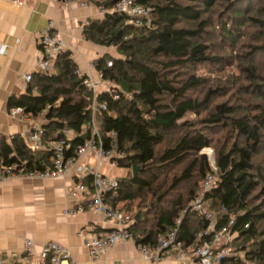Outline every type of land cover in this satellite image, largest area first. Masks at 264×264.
<instances>
[{"label":"trees","instance_id":"16d2710c","mask_svg":"<svg viewBox=\"0 0 264 264\" xmlns=\"http://www.w3.org/2000/svg\"><path fill=\"white\" fill-rule=\"evenodd\" d=\"M85 1L107 12L88 19L84 38L118 54L93 61L119 93L97 95L106 104L97 116L104 146L113 132L123 153L116 166L129 169L114 199L139 212L130 226L137 241L156 244L176 227L177 240L190 248L209 223L218 229L233 219L232 252L216 264H264V0H138L150 8L141 25L111 11L117 0ZM76 68L64 50L8 101L27 116L43 111V141L65 128L77 134L91 118L92 93ZM206 147L214 150L218 178L203 197L209 216L190 208L212 170L201 152ZM51 156L20 134L0 137V162L41 170Z\"/></svg>","mask_w":264,"mask_h":264},{"label":"crops","instance_id":"0c3cea01","mask_svg":"<svg viewBox=\"0 0 264 264\" xmlns=\"http://www.w3.org/2000/svg\"><path fill=\"white\" fill-rule=\"evenodd\" d=\"M101 15L96 3L85 0H22L21 4L0 0V137L20 134L26 140L30 131L41 129L43 111L32 117L23 113L10 117L8 101L24 93V74L40 70L42 33L59 34L77 68L99 80L93 61L104 54L115 57L116 50L86 40L82 27ZM73 181L71 175L13 176L0 181V257L6 259L11 250L22 251L26 239L33 241L36 252L53 240L70 254L61 264H148L131 241L111 246L97 260L88 255L80 230L100 231L115 225L84 205L86 196L70 197ZM122 206L126 208V202ZM129 212L136 214L135 209Z\"/></svg>","mask_w":264,"mask_h":264},{"label":"built area","instance_id":"2783aa9c","mask_svg":"<svg viewBox=\"0 0 264 264\" xmlns=\"http://www.w3.org/2000/svg\"><path fill=\"white\" fill-rule=\"evenodd\" d=\"M21 4L22 0H13ZM101 14L107 12L105 8L99 6ZM111 11L120 12L127 15L128 23L141 25L148 20L150 8L142 5L138 0H117ZM43 57L39 62L40 70L49 68L56 60L58 55L65 49V42L59 34L53 31L42 33L39 38ZM109 66L112 61H108ZM75 73L82 77L83 84L92 93L91 118L81 131L75 134L71 129H63L62 135L58 138L42 140V129L30 131L26 142L38 150H48L51 152L50 164L44 169L28 170L22 161L11 163L0 162V181L13 177L24 176L29 178H55L64 175L74 177L73 187L69 191L70 197L86 196L90 200L92 211L99 213L107 221L115 226L105 230H80L79 235L83 237L84 247L88 255L93 259H99L111 246L125 241H131L136 249L148 264H216L217 261L227 256L232 251V242L235 232L232 229L233 219L218 229H214L213 224L197 234V239L201 240L195 246L184 248L177 240V228H173L164 236H159L157 243L153 245L143 244L137 240L140 238L138 232L131 229V224L135 222V214L129 212L124 206L123 201L115 200L119 190V178H113L105 173L102 167L105 164L116 166L118 158L123 157V153L117 150V143L114 133L109 134L112 142L110 146H104V139L101 136L100 120L97 111L105 110V102H99L97 95L106 91L112 95L113 99L119 97L118 89L113 82L108 81L109 86L102 82L100 74L99 80L93 78L88 72H83L76 68ZM30 73L24 74L22 80L28 83L31 80ZM17 113H23L21 107H11L8 111L10 117ZM44 113H40L43 115ZM83 136L82 142L73 144L71 140L75 136ZM212 170L206 173L201 182L200 191L190 204L192 210H196L200 215L209 216L210 213L204 206V195L216 188L217 167L210 163ZM77 174V175H76ZM89 177L86 183L83 178ZM112 201V202H111ZM79 210L82 205H79ZM177 224L180 219H177ZM205 237V238H204ZM70 257L69 252L56 241L48 240L44 242L38 252L34 249L31 239H26L22 251L11 250L5 259L0 257V264H12L21 261L25 264H42L49 260L50 264H61Z\"/></svg>","mask_w":264,"mask_h":264},{"label":"rangeland","instance_id":"374dc122","mask_svg":"<svg viewBox=\"0 0 264 264\" xmlns=\"http://www.w3.org/2000/svg\"><path fill=\"white\" fill-rule=\"evenodd\" d=\"M115 56H118V54L115 53ZM102 82L109 86V83H108V81L106 79H102ZM113 84H114V82H113ZM114 86H115V84H114ZM191 117H194V114H189L188 115V118H191ZM44 122H45V118H43V123ZM201 152L206 154L209 165H210V163L214 164V150L212 148L206 147V148L202 149ZM213 166H215V164ZM103 170H104L105 173L111 175L113 178H121V177L127 176L129 174V169L128 168H126V167H117V166H114V165H112V166H110L108 168H103ZM200 185H201V182H200Z\"/></svg>","mask_w":264,"mask_h":264},{"label":"water","instance_id":"95a60500","mask_svg":"<svg viewBox=\"0 0 264 264\" xmlns=\"http://www.w3.org/2000/svg\"><path fill=\"white\" fill-rule=\"evenodd\" d=\"M135 171H136V169L134 168V167H132V173L134 174L135 173ZM139 212H136V214H135V216H134V218H135V220L136 221H138L139 220Z\"/></svg>","mask_w":264,"mask_h":264}]
</instances>
